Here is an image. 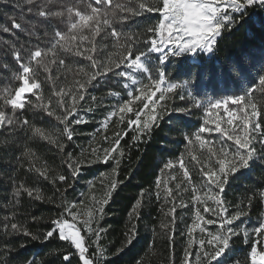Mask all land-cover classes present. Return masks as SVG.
Wrapping results in <instances>:
<instances>
[{
    "label": "trees",
    "instance_id": "trees-1",
    "mask_svg": "<svg viewBox=\"0 0 264 264\" xmlns=\"http://www.w3.org/2000/svg\"><path fill=\"white\" fill-rule=\"evenodd\" d=\"M19 2L23 4V0ZM139 2L142 0H110L102 11L115 10L116 16L110 17L112 26L101 24V30L95 36L85 30L87 39L68 45L72 51L57 46L55 54L49 52L44 58L47 70L32 61L31 66L37 72L36 82L40 85L34 90L35 95H25L24 109L3 107L6 115L18 123L14 128L0 126V264H66L63 257L69 252L74 254L71 264H78L77 251L61 240L58 232L52 238L44 237L52 230L54 219L67 217L64 206L81 204L91 192L92 195L105 192L104 198L108 200L97 224L98 229L105 230L98 241L104 249L102 264H197L198 252L200 264H209L203 254L214 252L216 245L207 243L210 239L208 233L227 234V228L216 212H204L206 207L217 208L208 196L220 192V189L215 185L205 186L208 178L203 173L208 169L218 172V160L223 158L219 153L222 146L227 148L231 159L236 146L234 140L227 139L225 132L231 133L236 125L214 123L207 119L206 112L210 103L228 99L227 107L235 109L238 115L240 109L247 110L248 106L246 103L232 104L230 98L242 96L246 101L250 100L256 105L257 115L253 121L261 125L259 130L251 132L255 137L252 148L257 156L264 153L261 144L264 140L261 135L264 132V86L259 83V77L264 76V7L258 4L249 6L239 24L222 29L209 55L196 54L192 61L167 53V59L161 62L156 52H149L151 41L157 34L147 31L158 25L160 14L145 10L133 16L127 11L114 9L115 4L138 8ZM45 3L48 11L62 10V5H76L89 14V3L92 7H100L94 0H79V4L77 0H52L51 3L37 0V4L24 5L25 19L36 25V35L29 36L21 30L13 33L0 31V94L6 88L14 90L21 84L14 75L20 68L13 58V44L17 49L23 46L35 51L39 47L47 51L54 42L55 31L68 32L70 25L66 12L64 16L48 19L35 15L37 5ZM28 7L33 8V14H27ZM11 15H20L13 2L0 3V24L11 27V21L6 19ZM113 30L121 35L112 37ZM126 44L133 45L131 57L122 47ZM141 52L145 53L141 57L144 68L139 72L137 88H133L130 95L124 84L126 75L116 73L126 74L128 61ZM122 57L128 58L115 68ZM25 62H28V55H25ZM108 68L112 70L106 71ZM97 72L100 75L96 76ZM160 72L165 73L167 83L178 87L167 92L148 130L140 132L138 127L130 128L128 121L136 119L146 96H140L139 100L135 97L145 91L152 80H158ZM93 76L96 78L90 84L80 88V84ZM77 92L83 94L82 100ZM74 96H77L78 111L68 118V126L73 132L69 140L63 133L64 125L35 105H47L56 115H64V108L60 105L71 106ZM125 102H130L128 107L132 111L121 113L119 105ZM78 119L83 122L72 123ZM25 120L29 121V127H20L19 122ZM217 124L225 131L217 132ZM253 126H249L250 130ZM31 127L52 132L57 143L34 136ZM201 127L211 129L200 133L206 137V144L195 139ZM133 136L138 138L134 140ZM117 137L120 145L113 153L115 159L105 162L104 151L112 148ZM59 144L64 145L63 150ZM29 149L34 155L25 156ZM212 152L218 154L214 156ZM241 153L246 154V150ZM168 162L172 167L164 168ZM181 163L184 167L180 166ZM77 165L79 171L73 176V168ZM41 172L48 178L45 179ZM59 175H64L65 181H60ZM101 179H109L107 191L103 190L105 183ZM113 181L117 183L116 188L111 187ZM21 184L33 190L32 197L25 192L20 197L14 195V187ZM36 190L40 199L36 198ZM262 192L264 162L259 159H253L249 166L229 174L225 189L220 193L222 207L227 209L223 213L224 219H231L237 212L241 215L230 225L236 235L230 237L223 264H251L254 239L245 234V224L264 215ZM194 196H200L202 202L194 200ZM137 200L140 205L133 213ZM197 210L202 220L196 218ZM208 220L215 223H206ZM5 223L8 224L7 232ZM12 223L20 226L19 232L11 230ZM196 224L204 231L194 227ZM189 228L193 229L191 233ZM82 236L88 248L87 255L91 257L96 248L83 232ZM129 236L134 237L130 244ZM200 241H205L203 247Z\"/></svg>",
    "mask_w": 264,
    "mask_h": 264
},
{
    "label": "snow or ice",
    "instance_id": "snow-or-ice-1",
    "mask_svg": "<svg viewBox=\"0 0 264 264\" xmlns=\"http://www.w3.org/2000/svg\"><path fill=\"white\" fill-rule=\"evenodd\" d=\"M13 2L14 7L19 9L20 15L17 17L16 15L7 16L6 19L11 21V27L6 24H0V31L4 33H13L14 30L24 31L27 35L33 36L36 35L35 28L36 25L27 21L25 19L24 5H34L37 4V0H23V4L19 2V0H0V3ZM52 0H48V3H51ZM110 0H94L96 5L100 7H92L91 3L88 4V7L91 8L90 14L87 11L81 10L76 5L64 7L61 6L62 10L57 11H48V4H39L37 5L38 10L35 12V15L48 19L50 17H61L67 13V19L70 27L68 28L67 33H63L59 30L54 32L53 40L51 43V47L45 51L37 47V50L30 51L29 49L21 48L17 49L13 44L12 52L13 58L19 63L20 71L15 75V79L20 81L21 84L19 87H16L14 90L6 88L2 94H0V100H2V106H0V126H12L16 127L17 121L13 120L11 116L6 115V112L3 110L4 106H11L13 110L24 109L25 108V100L23 96L25 93H33L35 95L34 90L40 87L36 82L37 72L35 68L31 66V62L35 61V64L39 66L45 67L47 70V64L45 63V57L48 56L49 52H53L57 48V46L61 48H65L67 51H72L71 47L68 45L72 44L74 41L79 40L83 42L87 37L84 35L85 30L90 31L93 36H95L101 29L100 25L111 27L110 17H115V10L109 12L107 9L102 11L103 6L109 4ZM131 2V0H130ZM77 4H79V0H77ZM260 5L264 7V0H142L139 2L138 8L126 7L124 4H115L114 9H119L121 12L127 11L131 13L133 16H138L142 11L148 12H158L161 15V19L158 25L154 26V28H149L148 32H154L155 34L160 35L162 38L159 43L156 40L151 41V47L149 48V52H161V44H165L171 42L175 45L178 51L174 52L173 55H180L183 52H195L198 48L203 49L206 52H210L213 50V45L217 42L218 37L221 35L222 29L225 27L231 29L239 24L240 20L243 19L246 14V10L249 6ZM27 14H33V8L28 7ZM75 16L76 19H73ZM239 17V19H237ZM28 25V27H25ZM166 33V35H165ZM48 33L45 32V36ZM121 35L120 32L113 30L111 33L112 37H119ZM39 38V37H38ZM5 43H9L5 41ZM137 44L140 43L139 40L136 41ZM119 46V45H118ZM124 49L128 53V57H131L133 52V45L126 44L123 45ZM30 51V54H29ZM25 55H28V62H25ZM145 53L141 52L139 55L135 56V59L131 60L130 66L136 68H144V65L141 63V57L144 56ZM128 57H122L120 62L115 64V68H119L121 64L125 62V59ZM91 59V57H89ZM160 61H164L167 59V54L164 53L159 57ZM63 63V61H61ZM111 68L106 69V71H111ZM147 71V69H144ZM81 72L83 69L80 70ZM118 76H124L125 73L117 72ZM100 75L99 72L96 73V76ZM96 76L91 77L88 81L83 84H80V88L86 87V84H90L92 80L96 78ZM165 73H159V80H153V84L155 89L161 92L160 100H164L163 92H171L173 89L177 88L178 85L171 84L167 89H161V82L164 80ZM151 78V77H150ZM259 83L261 86H264V76L259 77ZM14 92V94H13ZM63 92V89H61ZM59 95V93H58ZM71 95V93H68ZM131 95V94H130ZM77 96L79 99H83L84 96L82 93L77 92ZM77 96L73 97V103L71 106L67 104H61L60 106L64 108V115H56L54 111H50L47 105L36 104L35 107L43 108L45 112L49 116H54L60 124L64 125L63 133L67 135L69 140L72 139L73 132L70 130L68 126V118L73 116L77 111ZM137 100L140 99V96L135 97ZM39 99H43V97H39ZM146 99H151V96H147ZM232 103L235 105H241L242 103H246L247 106L251 109V111H247L245 109H240L237 117L230 118L227 123L233 124L234 120L236 122V127L232 129L231 133L225 132L228 140H234V145L236 146V151L232 155L231 159H229V152L227 148L221 147L219 149V153L223 155V158L218 160L219 169L218 172L212 169H208L204 171V176L208 178L205 186L215 185L216 188L220 189V192H217L213 195H209L208 199L213 200L220 211H217V208H204V212L213 211L216 212L217 216L223 221L224 227L227 228V234H217L209 232L208 236L210 239L207 241L209 245L215 244V251L212 253L204 252V258L209 261L211 264L212 261L215 264H223V259L225 253L229 249L230 245V237L236 235L235 230L230 227L233 221H237L241 215L240 212H237L235 215L231 217V219L225 220L223 213L227 212V209L222 207L223 201L220 198V193L224 191L226 183L229 180L230 173H236L239 169L249 166V162L253 159H259L261 162H264V153L260 156H257L256 151L252 148V140L255 139L254 136L251 135V132H255L261 128L259 123H254L253 118L257 115L256 105L253 104L250 100L246 101L245 97L236 96L230 98ZM128 103L125 102L119 105V111L124 113L125 111L131 112L132 109L128 107ZM157 101L153 100L152 105H155ZM225 105L228 103V99L223 101ZM221 106L220 101H216L214 104L210 103L211 108H219ZM149 105H145V108H148ZM225 111H228L227 108ZM232 116V113H230ZM123 118V117H122ZM150 119L155 120L156 117L152 116ZM82 119L74 120L72 123H82ZM20 127L25 128L29 127V121L25 120L23 122H19ZM129 127L139 126L137 131L143 132L148 130L151 125L147 120H145L141 126L140 113H136V119L128 121ZM250 125H254L250 130ZM32 134L34 136H38L43 140L48 141L49 143H57L54 139L52 132L47 131L41 127H31L30 128ZM217 132H223V130L219 124H217L216 129ZM205 131H211V129L207 127H201L196 136V140H201L200 133ZM127 134V133H125ZM261 135L264 136V132H261ZM138 137L133 136V139L136 140ZM203 143V142H202ZM262 147H264V140H261ZM120 145V138L115 139V143L112 148L106 149L104 151V161L107 162L110 158L115 159L113 153L118 150V146ZM61 150H63L64 145H58ZM241 150H246V154H242ZM209 151H212L209 149ZM123 155V152L120 153ZM217 152H212V155H217ZM25 156L34 155L31 153V150H27L24 153ZM69 159L71 157L69 156ZM120 161L117 159L116 164L119 165ZM71 166V165H70ZM184 167L183 163L180 165ZM172 164L170 162L165 163L164 168H171ZM115 170V169H114ZM31 171V169H30ZM39 171V169H37ZM79 171V166L73 168L72 175L76 176ZM41 175L47 179V175L41 172ZM101 175H104L101 173ZM187 175V172L185 173ZM58 179L60 181H65L66 177L64 175H59ZM112 188L117 187L116 181L112 182ZM25 192L29 197L33 196V190L30 188L24 187L23 184L18 187H14V195L16 197H20L21 193ZM168 195H171V192L168 191ZM262 197H264V192L260 193ZM36 198L40 199V195L38 190H36ZM194 200L197 202H202V198L200 196H194ZM108 200L104 199L100 206L99 212L102 214L104 212L103 205L107 204ZM137 207L133 209V213L137 212V209L140 205V201H136ZM73 205L64 206V212H66L69 216H71L72 221L77 220V213L72 211ZM172 209L171 211H174ZM132 214H130L131 216ZM94 213L89 212L88 217L83 221L84 230L88 233H92L96 236L97 248L96 252L89 257L87 255L88 248L85 246L84 237L81 235V229L77 227L76 223L70 222L69 219L61 217H57L52 221V230L47 231L44 239L52 238L56 232L59 233V238L63 241L69 242L70 245L74 246L77 250L76 256H78V264L82 262V264H102V258L104 255V249L98 243L101 237V233H103L104 229L94 230L92 224ZM196 218L198 220H202L203 218L200 216L199 210L196 212ZM7 221V217L5 218ZM95 223H99L98 220H95ZM206 223L212 224L215 223L214 220H208ZM194 227H199L201 231H204L203 227L199 224L194 225ZM4 230L7 232L8 224H4ZM11 230L13 232H19L20 226L16 223L11 224ZM135 230V226L133 225V231ZM192 228H189V233L192 232ZM254 232L259 236H264V220L259 223V226L254 229ZM25 234H28L27 230H25ZM134 237H128V243L130 244ZM191 243V241L189 242ZM205 241H200L201 247H203ZM74 254L69 252L67 255L63 257V260L66 264H71V260L73 259ZM251 264H264V251H258L255 244L251 247L250 251ZM197 264H200L201 255L198 252L196 254Z\"/></svg>",
    "mask_w": 264,
    "mask_h": 264
},
{
    "label": "rangeland",
    "instance_id": "rangeland-1",
    "mask_svg": "<svg viewBox=\"0 0 264 264\" xmlns=\"http://www.w3.org/2000/svg\"><path fill=\"white\" fill-rule=\"evenodd\" d=\"M165 35H166V33H165ZM161 38L162 37L157 34V37L155 40L159 43ZM160 47H161V52H156L159 56H161L164 53L167 54V53L172 52V56L180 57L182 59H189L192 61L195 60L196 54L203 53L205 55H209L211 53V51L206 52L203 49L198 48L195 52H183L177 56V55H173V53L178 51V49L171 42L161 44ZM164 61H162V62H164ZM130 64H131V60H129L127 63V68L129 71L125 74L126 75V82L124 84L128 89V93L131 94L133 88H137V86L139 84V80H138L139 72H141L143 70V68L132 67V66H130ZM170 85L171 84L167 83L164 79L161 82V89L162 90L167 89ZM146 88L147 89L145 91H143L137 95V96H146V97L149 95L151 96V99H146V97H145V104H144L143 108L139 111L141 126L145 120H147L149 122V124H151L153 122V120L150 119V117H152V116L156 117L157 116L159 109H160V106H161V102H162V100H160L161 92H159L155 89V86L153 84V80L147 84ZM130 89H131V91H130ZM26 94H28V93L24 94L23 99H25ZM166 94H167V91H164L163 92L164 97H166ZM153 100L157 101V103L155 105H152ZM223 101L224 100L220 101L221 106L219 108H211L209 105V107H208L209 110L206 112L207 119L214 122V123L215 122H221L225 125H230V126L236 125L235 120H234L233 124L227 123V121L230 118L237 117L238 115L236 114L235 109L227 107V105H225L223 103ZM229 102L232 103V100H230ZM214 103H212V104H214ZM146 104L149 105L148 108H145ZM232 104H234V103H232ZM226 108L228 111H225ZM247 108H248L247 110L250 112L251 109L249 107H247ZM118 111H119V108H118ZM230 113H232V116H230ZM255 119H256V116L253 118V120H255ZM135 127H139V126H135ZM200 136H201V140H199V142L201 144H206L207 143L206 137L202 136V135H200ZM108 181H109V179H101V182L105 183V185L102 187L104 191H107V189H108V183H107ZM89 186H91V183H89ZM92 194H93L92 192L88 193L87 198H85L81 204H71L74 206L72 208V211L77 213V220L76 221H72L71 216H69L67 213H66V216H67L66 218L69 219L70 222L76 223L77 227H79L81 229V235L83 232L84 236L89 237L93 246L95 248H97V243H94V242H96V236L94 234L88 233L86 230H84L83 221L88 217L89 212H93L94 213V216H93L94 222L92 224V227L94 230L98 229V227H97L98 223H95V220H98V218L101 214L99 212V206H100L101 202L105 199L104 198L105 192L102 194H99V193L95 194V195H92ZM262 220H264V215L259 219L249 220L245 224V234L247 236H251L254 239L253 245L255 244L258 251H264V236H259L258 234H256L254 232V229L259 226V223ZM72 247L74 248V246H72ZM250 260H251V258H250Z\"/></svg>",
    "mask_w": 264,
    "mask_h": 264
},
{
    "label": "built area",
    "instance_id": "built-area-1",
    "mask_svg": "<svg viewBox=\"0 0 264 264\" xmlns=\"http://www.w3.org/2000/svg\"><path fill=\"white\" fill-rule=\"evenodd\" d=\"M170 54H172V52H170Z\"/></svg>",
    "mask_w": 264,
    "mask_h": 264
}]
</instances>
